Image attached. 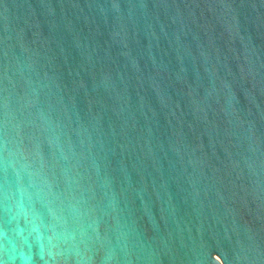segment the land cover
<instances>
[{
    "label": "water",
    "instance_id": "95a60500",
    "mask_svg": "<svg viewBox=\"0 0 264 264\" xmlns=\"http://www.w3.org/2000/svg\"><path fill=\"white\" fill-rule=\"evenodd\" d=\"M0 264H264V0H0Z\"/></svg>",
    "mask_w": 264,
    "mask_h": 264
}]
</instances>
